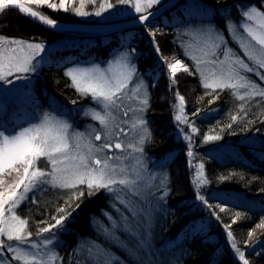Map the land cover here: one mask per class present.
Instances as JSON below:
<instances>
[{
  "label": "trees",
  "instance_id": "16d2710c",
  "mask_svg": "<svg viewBox=\"0 0 264 264\" xmlns=\"http://www.w3.org/2000/svg\"><path fill=\"white\" fill-rule=\"evenodd\" d=\"M199 1L204 4L185 7L184 0H179L149 22L110 31L55 30L35 23L11 7L0 13V36L43 45L69 40L49 51L36 72L24 74L28 82L17 97H0V122L4 124L25 125L46 110L63 116L70 123L71 118H75L74 106H97L91 95L81 97L69 86L71 80L65 76V68L70 62L105 64L118 53L126 52L133 55L131 59L136 72L146 75L149 104L144 115L152 138L144 144V153L151 158L154 168L161 166L166 171L168 178L163 204L156 211L154 221L147 223L150 236L143 233L139 237L136 232L143 225L137 221L141 224L138 226L135 221L129 226L123 220L122 208L112 205L104 190L94 196L82 190L83 197L76 200L72 199L74 192L68 198L56 200L53 197L47 204L36 205L30 210L31 215L25 216L26 230H37L34 229L37 220H44L46 225L55 223L53 220L62 215L57 209L71 205L68 208L71 215L64 221V229L55 231L60 238L56 247L62 258L59 264H93L88 254L79 260L81 252H74L83 240L94 242L109 256L118 258L113 264H243L232 241L245 254L248 264H264V226H261L264 225V104L242 102L227 88L206 89L192 71V74L177 72L172 83L167 67L176 59L190 64L175 35L178 19L186 23L190 20L212 21L223 32L224 38L230 39L226 27L228 15L242 16V5L260 8L261 0ZM20 2L56 22L112 24L134 18L88 19L72 10H54L47 5L29 3V0ZM50 2L59 5L60 0ZM97 2L95 0V5ZM70 7L76 5L70 2ZM85 9L90 10V6ZM191 12L196 13L190 15ZM152 74L156 77L152 78ZM177 93L184 98L185 124L174 119L180 103ZM196 112L199 114L194 116ZM232 116L237 120L233 121ZM186 135L191 136V141L185 139ZM206 136H219L220 139L208 143ZM243 139H253L254 143L239 142ZM215 143H230L235 150L219 154L211 148ZM200 164L204 165V178L208 183L197 188L193 180ZM21 174L22 169L19 176ZM3 176L6 185L19 179L15 173L11 177ZM217 191L224 194H217ZM236 195L245 200L237 199ZM76 204L80 207L72 211ZM20 215L24 217L25 214L20 211ZM113 220L116 227L111 224ZM193 223L196 226L198 223L199 227L193 233L187 232ZM126 228L134 231L137 237L130 235ZM34 235L37 237L35 232ZM139 241H143L145 247H141ZM9 256L8 260H11Z\"/></svg>",
  "mask_w": 264,
  "mask_h": 264
},
{
  "label": "snow or ice",
  "instance_id": "6c2138e0",
  "mask_svg": "<svg viewBox=\"0 0 264 264\" xmlns=\"http://www.w3.org/2000/svg\"><path fill=\"white\" fill-rule=\"evenodd\" d=\"M92 2V0H89ZM29 3L36 5H47V7L65 11L72 10L76 14L85 16L89 13L82 11L84 0H81L80 7H70V0H60L59 5L50 2V0H29ZM117 3L126 4L128 0H117ZM159 3V0H144L143 4L137 0L134 7L136 12L140 13L152 8L153 5ZM10 7L18 8L20 13L38 20L46 25L55 26V21L48 16L43 15L41 11L33 10L31 7L21 3L20 0H0V13L8 10ZM108 8L113 7L107 4ZM245 10L242 12L241 19L238 21H228V31L234 37L236 43L239 44L245 57L250 63H246L235 50L228 46L227 40L224 38L223 32L212 26H204L194 28L189 35L197 42L203 44L207 49L205 56L209 57L204 63L211 65H227V72L219 76H214L210 83H203V86L212 89H247L244 95L239 92L232 94L240 100L245 96L264 97V89L258 90V85L252 81L247 74L255 73L264 81V75H261L260 69H264V11L256 6L242 5ZM105 10V5H100V11L95 14L100 15ZM151 15V13H149ZM140 22L144 23L148 17L140 15ZM251 22V23H249ZM247 36L241 34L240 30ZM159 31V30H157ZM154 36L155 34L152 33ZM250 38V39H248ZM254 42V43H253ZM43 51V45L40 43H32L22 39L7 38L0 36V81L12 84L13 80L9 77L16 73L14 79H27L24 74L37 71L40 52ZM159 52V47H156ZM222 54L223 59H220ZM129 53H119L113 59L107 61V67L102 68L98 64H92L90 67L69 68L65 72V76L71 78L70 87L76 89L81 97L91 95L92 101L97 108L86 109L85 114L90 115L94 121L99 122L100 131L95 128L86 129L85 132L77 131L72 123L64 119L63 116L54 113L44 112L35 121L26 122L25 125L9 126L0 122V176H12L13 173L19 176L21 169L23 175L14 183L3 186L0 180V250L8 253L16 252L17 255L11 257L12 264L23 261V264H56L58 260H62L59 254L53 250V240L55 239V231L64 229V221L71 215L68 208H58L57 212L62 213L55 224H49L47 227H41L37 236H43L39 242L28 244V238L32 236L31 232L26 233L28 221L22 219L16 214L18 206L28 198L30 192L40 190L43 185H51L54 188L76 189L78 185H86L89 196L96 195L99 191L104 190L107 194L114 197L117 201L124 204L129 211H132L131 201H125L121 194L127 193L132 196L141 194L139 187L140 174L145 169L143 158V145L151 140V132L147 127L143 112L149 104L148 93L145 90L141 93L140 88L143 81L139 80L136 75V66L130 63ZM196 65H200L202 61L196 59ZM170 70V81L175 82L177 72L184 71L192 74L188 66L181 60L176 59L174 63H168ZM135 84L134 88H130L129 82ZM131 92V95L129 93ZM179 114L174 119L179 124L187 123V117L183 115L182 107L184 98L179 96ZM137 97H141L137 100ZM135 100L137 107L135 109L126 106L125 99ZM212 101H209L211 103ZM76 101H73L75 104ZM124 109L123 115L128 116L129 112L133 113L131 122V130L133 132L134 143H125L121 141L115 144V149H120L126 155L107 156L105 149H111L110 141L114 136L127 132L121 127L120 133L115 132L116 117L114 111ZM199 112L193 113L198 115ZM232 120H237L236 116H232ZM127 125L129 121H122ZM191 127V125H189ZM196 132L195 128H192ZM94 134L95 141L102 142L97 146L92 140ZM185 139L191 141V136H185ZM219 136H206L205 140H218ZM131 149V152H128ZM189 156L192 152L189 151ZM134 161L131 171L126 161ZM44 164L45 168L38 167ZM50 165V170H47ZM193 183L199 188L208 183L204 178V165L197 166ZM135 175L137 179L130 178ZM221 179H224L221 177ZM163 183V181H162ZM22 189V190H21ZM20 190V191H18ZM84 195L83 191L74 192L72 199H80ZM167 192H164V196ZM163 197H161L162 199ZM203 200L204 197L198 196ZM80 207L76 204L72 211ZM224 209L221 208V211ZM11 215L4 219L5 212ZM105 215H109L105 213ZM135 216L136 213L133 212ZM239 215V214H238ZM111 219V217L109 216ZM264 226V225H261ZM113 227H116L113 224ZM134 238L137 234L130 228H126ZM107 233L108 230L104 229ZM251 235V233H250ZM228 236L231 238L232 233L229 231ZM7 241L16 242V246L5 244ZM141 247H145L143 241H139ZM58 244V241H57ZM232 247L237 251L243 264H248L244 259L245 254L239 251L236 243L232 241ZM86 250L89 259L93 264H113L118 258L109 256L106 250L95 245L94 242L85 246L83 243L78 245L74 252Z\"/></svg>",
  "mask_w": 264,
  "mask_h": 264
},
{
  "label": "rangeland",
  "instance_id": "374dc122",
  "mask_svg": "<svg viewBox=\"0 0 264 264\" xmlns=\"http://www.w3.org/2000/svg\"><path fill=\"white\" fill-rule=\"evenodd\" d=\"M164 0H159V3L155 4L152 6L156 7L157 5H159L161 2H163ZM70 2H73L76 7H80L81 4V0H70ZM137 2V0H128V3L126 4H120L117 3V0H98L97 5H95V0H92V2H89V0H84V6L81 8L82 11H85L87 13H89L88 15H85L83 17H87L88 19H101V20H107V19H111L113 16L115 18H124L127 16H132V17H139L138 15H144L146 12L150 11L152 8L147 9L146 11L143 12H136V9L134 7L135 3ZM140 2L143 4L144 0H140ZM104 4L105 5V10L102 11L100 13V15H96L95 13L97 11H100V5ZM107 4H112L113 7L108 8ZM185 7H192L197 5H202L204 3H202L199 0H184L183 2ZM189 4V5H188ZM90 6V10H86V6ZM248 6H255V5H248ZM257 7V6H256ZM258 9H260L261 11H264V0H261V7H257ZM243 11L245 10L244 8L242 9ZM76 13V12H75ZM196 12H191L190 15H195ZM229 17H227V23H226V27L228 25V21L231 20L233 22L238 21L241 19V16H236V15H228ZM180 17V16H179ZM178 17V18H179ZM179 25L176 27V32L175 35L177 34L178 36V43L179 45L182 46V50H183V54L184 56L187 58V61H189V65L188 68L190 69V71L194 72L195 74H197L200 78L201 84L203 86V83L207 82L210 83L213 81L214 76H219L222 73H226L227 72V65H211L209 63H204V61L208 60L209 57L205 56V51H207V49L203 46V44L197 42L196 40H194L190 35L189 32L194 29V28H199V27H204V26H208V25H212L216 28H218L214 22L212 21H207V22H202L199 20H190L187 23L183 22L182 19H178ZM251 23V22H249ZM219 29V28H218ZM228 29V27H227ZM241 34L244 35L245 37L247 36L246 33H243L242 29H239ZM230 39H226L228 46L230 48H232L233 50H235L237 52V54L245 60L246 63H250L247 60V57L244 56L243 51L240 49L239 44L235 42L234 37L232 35H230ZM250 39V38H248ZM30 42V41H28ZM69 42L68 39H63L60 41H57L54 44H50V45H43V51L40 52L39 57H36L35 59L39 61V63H42L43 60L46 59V54L53 50L56 46L58 45H62ZM32 43H36V42H32ZM254 43V42H253ZM120 53H124V52H120ZM119 54V53H118ZM133 56V55H132ZM131 54L130 57L132 58ZM113 59V58H111ZM109 59V60H111ZM196 59H199L200 61H202V63L200 65H196L195 61ZM220 59H223L222 54L220 55ZM175 61H172L170 63H174ZM130 63L133 64L132 59L130 60ZM92 64H98L100 65L102 68L107 67V62L105 64H101V63H97L95 61H90V62H70L69 65L65 68V72L69 69V68H75V67H90ZM261 75H264V69H260L259 70ZM16 75V73H13L12 77H9V79L13 80L12 84H7L4 83L3 81H0V97H3L5 99L7 98H13V97H17L21 92H23L25 90L26 87V83L28 82V77L27 79H23V80H16L14 79V76ZM248 77L254 81L256 83V85H258V90L259 89H264V81H262L259 76H257L255 73H250L247 74ZM139 78V80L143 81V85L140 88L141 93L144 92L145 90L148 93V85L144 80V77H146V75L144 73H138L136 72V75L134 76V80H136V78ZM152 78L156 77V74H152L151 76ZM70 78V77H69ZM71 80V78H70ZM130 88H134L135 84H133V82H129ZM208 89H212V88H208ZM214 90V89H212ZM231 92H239L240 95H244L245 91H247V89H230ZM129 95H131V92L129 93ZM141 98V97H137V100ZM236 98V97H235ZM240 100V99H238ZM242 102L245 103H249V102H254V103H258L259 106H262L264 104V97H260V96H255V97H249V96H245V98L243 100H240ZM125 104L126 106H130L131 108L135 109L137 107V103L135 100H128L127 98L125 99ZM183 107V105H182ZM91 108H97V106H91V105H77L73 107V113L75 118H71L70 123L72 122L74 128L77 131L80 132H85L86 129L89 128H95L98 132L100 131V125L99 122L94 121L90 115H86L85 114V110L86 109H91ZM43 113L45 111H42ZM46 112L52 113L49 110H46ZM124 109H119L117 111L113 112V115L116 117V124L118 125L115 128V132L120 133V129L121 127H123L125 129V132H127V137H125L124 133H121L119 136H114L113 139L110 141V143L112 144V148L111 149H105L104 153L107 156H113V155H126L127 153L122 152V150L120 149H115V144L119 143L121 141H124L125 143H134L133 140V132L131 130V122L133 119V113L129 112L128 116L125 117L123 115ZM145 112V111H144ZM144 112L142 114L143 119H145V115ZM178 114H179V109H178ZM41 115V114H40ZM39 115V116H40ZM57 115V114H56ZM184 115V113H183ZM38 116V117H39ZM64 118V117H63ZM65 119V118H64ZM125 119H127L129 121V123L127 125H124L122 123V121H124ZM147 123V122H146ZM147 127L148 123H147ZM92 140L94 141V143L99 146L102 142H107V141H95L94 138V134L92 136ZM208 141L209 140H205ZM239 142H245V143H254L253 139H243ZM211 146V145H210ZM211 148L216 149L219 154L221 153H230V152H234V147L233 145H231L230 143H225V144H212ZM143 149H144V145H143ZM128 152H131V149H128ZM143 158H144V164H145V169L143 170V172L140 174L139 177V187L141 190V194L138 196H132L131 194H121L122 198L125 201H131V208L132 211H129L128 208L125 207L124 204L120 203L119 201H117L114 197L110 196L111 200V204L112 205H117L119 207L122 208V212H123V216L124 219L126 220V222L128 223V225L130 226L131 223L135 222L138 224V226H140L141 224L143 225L142 228L138 227V229H140L139 231H137L136 233L139 235L140 234H145L146 236L149 234L150 236V230L148 229L147 223H151L154 221V218L156 216V211L160 208V206L163 204V200L165 198L164 196V192H167V184H168V178L166 175V171H164V169L161 166H156L155 168L153 167V165L151 164L150 160L151 158H148V156L143 153ZM126 164L129 166V170L131 171V166L134 164V161H126ZM38 167L41 168H45L44 164H40L38 165ZM47 170H50V165L48 166ZM198 171V169H197ZM196 171V173H197ZM23 175V174H21ZM130 178L132 179H137V177L135 175L131 176ZM4 176H0V180L3 181ZM163 181V183H162ZM3 185L5 184V181H3ZM2 186H0V190ZM22 190V189H21ZM82 191L85 190L87 191V186L86 185H78L76 189H61V188H54L51 185H43L42 188L40 190H36L33 192H30L28 194V198L22 202L21 205L18 206L17 212L16 214L19 215L22 219H26L25 216H30V210L34 209L36 207V205L38 204H43L46 202H50V200L53 197H56V200L64 198V197H69V195L72 192H76V191ZM20 191V190H18ZM217 194H224L222 191H217ZM161 197H163L161 199ZM237 199L240 200H245L243 196L241 195H236ZM20 211L24 212V217L20 215ZM28 211V212H27ZM133 212L136 213V215H133ZM11 214L8 213L7 211L5 212V216L4 219H7ZM56 219H59V217H56ZM27 220V219H26ZM54 222H56V220H53ZM137 221H139L140 223H138ZM113 221H111V224L113 225ZM126 223V224H127ZM44 224V225H43ZM55 223H53L54 225ZM35 228H37V230H35V234L37 232H39V229L41 227H47L48 225H46V222H44V220H37L36 223L34 224ZM199 227V224H192L191 227L188 228L187 232L189 233H193L197 228ZM28 229V228H27ZM146 231V232H145ZM34 232L31 231L32 236L28 238L27 243L31 244L32 242H39L43 236H47L49 234H42L41 236H37L35 237ZM27 234V230L25 235ZM60 242V238L55 234V239L53 240V246H50L53 248V250L55 252L56 251V247L58 246L57 244ZM4 242L5 244H12L13 247L16 246V242L12 241L9 242L7 241L6 237L4 238ZM83 243L85 246H87L88 244H90L91 242H89L88 240H83L80 242V244ZM178 244L181 243L180 240L177 241ZM79 244V245H80ZM78 247V246H77ZM76 247V249H77ZM81 252L79 260L85 258V256L88 254L86 250L84 251H79ZM78 253V252H77ZM7 255H10L9 257H13L15 255H17L16 252H11L8 253L6 251L0 250V264H12L11 260H8ZM78 260V261H79ZM16 264H23V261L20 262H16ZM56 264H59V260L56 262Z\"/></svg>",
  "mask_w": 264,
  "mask_h": 264
},
{
  "label": "water",
  "instance_id": "95a60500",
  "mask_svg": "<svg viewBox=\"0 0 264 264\" xmlns=\"http://www.w3.org/2000/svg\"><path fill=\"white\" fill-rule=\"evenodd\" d=\"M179 0H166L162 5H160L159 7H157L156 9L148 12L147 14H144L145 16L148 17V19L144 22H149L152 19H154L155 17L161 15L162 13H164L166 10L170 9L171 7H173ZM12 8V7H11ZM17 11H19L18 8H14ZM149 13H151V15H149ZM23 14V13H21ZM24 16H26L25 14H23ZM28 17V16H26ZM140 17V16H139ZM139 17L130 19L128 21L125 22H118V23H112V24H79V23H69V22H56L55 26H49L46 25L38 20H34L30 17H28L29 19L33 20L35 23L40 24L42 26L51 28V29H55V30H66V29H90V30H101V31H110V30H117L120 28H124V27H129V26H134L137 24H143L140 22Z\"/></svg>",
  "mask_w": 264,
  "mask_h": 264
}]
</instances>
